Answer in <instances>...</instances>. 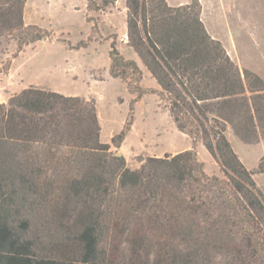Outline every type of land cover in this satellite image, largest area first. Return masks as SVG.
I'll return each mask as SVG.
<instances>
[{
	"label": "trees",
	"instance_id": "1",
	"mask_svg": "<svg viewBox=\"0 0 264 264\" xmlns=\"http://www.w3.org/2000/svg\"><path fill=\"white\" fill-rule=\"evenodd\" d=\"M24 4L0 0V39L18 51L45 38L24 24ZM125 7L127 45L222 175L206 174L194 151L132 170L100 141L94 101L25 89L0 104V264H264V191L225 134L264 136V81L207 33L197 3ZM110 48V76L141 94L137 63Z\"/></svg>",
	"mask_w": 264,
	"mask_h": 264
},
{
	"label": "rangeland",
	"instance_id": "2",
	"mask_svg": "<svg viewBox=\"0 0 264 264\" xmlns=\"http://www.w3.org/2000/svg\"><path fill=\"white\" fill-rule=\"evenodd\" d=\"M165 2L171 7L197 3L207 33L221 43L241 71L248 70L264 81V0ZM22 18L45 38L21 51L16 41L0 39V104L28 88L92 100L100 141L110 145L114 155L120 153L128 168L137 169L148 158L194 151L206 174L222 175L201 142L178 131L155 92L158 85L127 45L125 0L106 6L103 0H25ZM111 44L141 69V94L130 92L125 81L110 76ZM246 89H250L247 82ZM121 134L116 139L120 146L115 148L111 138ZM225 134L234 139L230 127ZM233 146L246 169L256 172L253 179L264 191V172L257 173L261 160L264 164V136L252 144L234 140Z\"/></svg>",
	"mask_w": 264,
	"mask_h": 264
},
{
	"label": "crops",
	"instance_id": "3",
	"mask_svg": "<svg viewBox=\"0 0 264 264\" xmlns=\"http://www.w3.org/2000/svg\"><path fill=\"white\" fill-rule=\"evenodd\" d=\"M227 136V135H226ZM233 137H234V139H232V138H229V137H231V136H227V139H228V141H229V143H230V145L231 146H233V143H234V140H238L234 135H232ZM234 147V146H233Z\"/></svg>",
	"mask_w": 264,
	"mask_h": 264
},
{
	"label": "water",
	"instance_id": "4",
	"mask_svg": "<svg viewBox=\"0 0 264 264\" xmlns=\"http://www.w3.org/2000/svg\"><path fill=\"white\" fill-rule=\"evenodd\" d=\"M115 156L119 157V156H121V154L120 153H116Z\"/></svg>",
	"mask_w": 264,
	"mask_h": 264
}]
</instances>
